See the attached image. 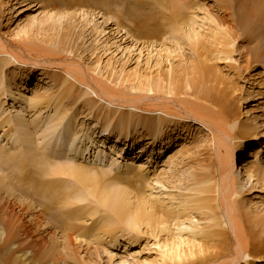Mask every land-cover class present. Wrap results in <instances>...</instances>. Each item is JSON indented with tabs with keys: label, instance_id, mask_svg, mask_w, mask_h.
I'll use <instances>...</instances> for the list:
<instances>
[{
	"label": "bare ground",
	"instance_id": "obj_1",
	"mask_svg": "<svg viewBox=\"0 0 264 264\" xmlns=\"http://www.w3.org/2000/svg\"><path fill=\"white\" fill-rule=\"evenodd\" d=\"M10 1L11 0H0V26L5 24L6 28L11 23V21H9V18L12 11H10V9L8 8L9 4H11ZM26 1L27 0H24V2ZM42 1L48 3L47 5H49L50 3L52 4L56 1L64 3L66 5V10L59 11L55 10L57 9V7H53V10L43 12V16L38 19V21H36V25L34 27L35 30H39V28L43 27L48 21L53 22L54 29L59 28L61 20L71 17L75 18V16H71L72 14L79 13L81 14L82 18H86L88 14H86L87 12H85L84 7L88 8V5H97L104 7L108 4V0H88L90 4L86 2V0H82L80 2H74L73 0ZM144 1H149L150 3H152V7H158L163 11H168L165 4L169 8L174 9L175 13H171L172 15L174 14L172 16L173 19H171V22L168 23V32L165 33H168L170 36L171 34L172 36H174L175 34H180V36L173 37L172 42L174 43L175 48L173 47V49H171L170 47H168V45H165L164 42L161 43V39L157 42H160V45L163 44L160 47L165 48L159 49V47L157 50H153L155 44L158 45V43H154L153 40H145V44H147V41L148 43L150 42L149 45H147L148 49L145 47L146 45L144 46L145 48L143 46L141 48H138L137 45L134 44L132 46H121L117 44L118 41H116L117 43L113 41L114 38H112L113 40L110 41L111 39L103 37L105 40L101 41V39L99 38L105 34L103 28H99V24L96 25L93 21V15L95 13L90 14V19L88 20V22L85 21V27L89 26V28H91L90 30L92 35L95 37L89 45L92 50L90 56L93 55L95 57L94 64L96 69H98L99 65H101V63L103 62V56H101L100 53L106 55V53H110L107 51L111 50L112 47H116V50L121 53L123 52V54H126L127 56H130L135 52L134 55L135 57L137 56L138 60L143 55V51L147 50V52H145L147 70L144 69V71L146 70L147 72H137L134 67V70L131 69L126 71L125 68L116 70V66L114 67L113 65L116 62L112 63L114 55L108 58L106 60V63H103L104 65H102L105 73L107 72L106 75L114 80V86H118L117 84H119V87H123L122 85L126 83V85H128L130 89L129 91H127L129 92L128 95L131 94L130 92L132 91L138 94L143 93V95L132 96L135 99L124 98L121 100L120 97L119 99L116 95L110 92V90L114 91L111 89L113 87L109 88V86V89H104V87L97 84L98 80H95L91 76L89 77L82 73L86 70L82 71L83 68L79 67L80 65L76 66L75 64H73L71 66V63L66 65L68 73L64 75L66 77L62 79V77L64 76H58V72H56V69L53 68L57 65V63H59L57 62L58 59L46 55V58H43L40 54L37 53L36 50L37 48H39V46L36 44V42H34L37 39L34 38L35 40H32L30 38L32 37L30 35L32 32L31 28L33 26V21L29 20L28 18L24 20L25 24L21 28H16V31L13 34L12 41H7V39H5L3 35H0V81L1 72L7 66V64L11 61L19 62L22 63V66L17 68L16 71H14V74L17 75V77L21 78L22 81H30L35 79V81L38 80L40 83V85H38L39 83L36 85L34 89L35 92L31 97L25 95L23 96L21 94L18 95L20 97V101L23 102L25 106L33 108L31 110H35L37 106H39L40 110H43L47 108V105L50 101L54 100L53 96H55L56 102L55 106H53L52 108L55 113L51 116L47 115V117L44 118L45 122L42 126V132L47 131L48 136H52L55 132L57 134L60 133L59 131H57V127L61 125L62 121H64L68 112L67 111L65 114V108H59L60 110H58V107H60V103L63 99L61 96L63 94H67L69 89H71L74 85H69L70 87L67 88L65 86L67 85V82L71 84V79H74L77 82L78 78H76V76L78 72L83 78L86 79V83L83 82L80 78L78 79L80 85L84 87L82 88L96 94L97 97L99 96L102 100L105 101V103H107V107L111 108V112H108L106 116L101 117V119L100 117H96L93 120L94 126H96V124H98L97 126H99L98 134L100 133L102 136L106 134V137H104L105 139L102 141H95L94 138L97 137V134L96 136H94V131L91 135L87 133L84 135L88 142L95 145L96 148L100 149L101 146L105 147L104 142L106 143L110 133L113 130L111 125L114 122L115 118H118L120 120H117V140L123 141L125 145V143L132 141L131 139H135V136H138L139 132L136 129L137 131L133 133V130L129 129V127L131 121L133 122V117L136 118L138 116L136 113L141 112V108H143V106L145 108L144 113L153 114L159 112L157 119H154L153 116L149 118L147 115L140 117V119L142 118L144 122H148L146 125H143V128L147 130L145 138H150L153 140L158 138L159 130L164 126V123H168V121H166L167 118L173 120L174 118L179 120L190 119L193 122H197V124H200V126L205 129V141L203 142H205L206 146L210 144L212 157H214L215 161L213 164L214 170L212 171L211 175L205 177L198 176L192 179V182L190 183V187L192 186V188L190 189L192 191H195L197 196H194L193 198H191V200H180L179 202L177 201L178 205H176L177 207H174L175 209L172 208V204L170 207H166L167 209L164 208L165 211H159V209L162 207L160 203L162 204L164 202H157L155 200V202L158 203V206H156V203H154L150 195H148L147 197L145 196V194H143L139 197L133 195V193L129 191L132 187H134L132 186L133 181H131L130 179H137V181L135 180L133 183L135 186L139 185L138 179L141 178L140 168L135 169L134 166L129 167L127 165L122 166L124 169L123 175L126 177H120L121 175H110V171L112 170V168H107V170L109 171L108 172L100 169L99 167H97V165H94L93 167L86 166L83 165L82 162L77 161L74 157H72L73 159H71L73 162L69 159L72 163H58L53 160V156L47 154V146L43 147L40 151L38 150L37 144H35V142L31 139L27 129L25 128L24 120L18 115L15 116V121L11 118H8V120H6L4 123L5 126L9 128V132L13 133V136H17V151H19L20 153L19 155L16 154L17 156H13L12 158L13 161H16L18 163L17 167H15L16 172H24L26 171V168L30 166V169L34 171L30 173L37 174V176H39L40 178H61L59 184L61 183V187L62 185H64L62 189L66 190L68 186L67 184H69L68 187L70 189H67V192H63L64 190H62L60 187L62 191L59 189L60 192H58L56 190V188H58L57 186H55V189H52L51 187L47 186V182H45L43 179V181L36 182L31 178V180H27L26 183L19 182L14 178L13 180H15V185H13L12 183V186H24L27 188V191H31V193L33 195H36L37 198H42V200L46 199L48 201H55L59 203V206L63 209L71 206V204L84 203L85 201L91 199L90 201L92 202L93 206L86 209V214L83 215L88 221H94V219L99 215L98 219H96V222L94 221L95 225L93 226H96L97 232L102 235H107V233H111L112 231L119 232L121 230L120 228L124 226L128 230H124V232L127 233L126 237L129 235L131 239L133 238L132 236L135 235L134 237L136 238L141 232L140 228L145 226L144 228L149 230L152 235H154L155 232L156 234L159 233L160 235L164 234L162 236V241L164 243H169L170 239H176L177 236H179L184 239L185 243L181 248V256L183 259L182 261L177 260V264H234L239 263L242 260L246 261L248 258H251L253 260H264V245H253L251 244V242L243 239V234L241 233V230L239 229V226L236 222V217L238 215L236 199L238 197H242L243 194L249 195L250 193L257 190V186H259L260 184L263 185L264 183V166H261L259 161L261 157L259 155L260 150L255 147L256 143L262 140L261 138L264 136V131L261 129L263 125L256 122V120L251 115V113L254 114V109L252 107L248 108L246 118L242 121V119H240L241 113H239V106L233 107L231 105H227V100L222 99L220 96H212L213 98L211 97V100H209L210 108L207 109L196 103L197 98H194V100H190V102H186L177 101L174 99V97H172L173 99H169L167 101L168 105H164L161 103L152 104L153 100H151H161L160 96H155L157 95V93H163V95L167 97H171L174 94L176 95L177 91L180 90L179 87L181 88L180 91L197 93V91L194 90V77L201 76L203 69L206 68V62H209L210 60L209 56L216 54L218 56H223L224 59L231 60V57H229L230 52L226 49L233 44V41L230 40L232 36V28L222 21L220 23L217 19H215L212 13L199 7V14L201 13V16L194 15V18L185 16L184 11H187V9H192L193 7H188L185 3H183L184 1L182 3H179L178 0ZM19 4L20 3H18V5ZM188 12L189 14L191 13L190 11ZM53 13H55V15H53ZM18 15L22 14L18 12ZM105 15L107 17H105ZM105 15L104 17L102 15V26H105L110 20L113 19L106 13ZM247 17L248 18L246 19V21L250 23H255L257 21L263 22L264 0H254L253 10L251 12H247ZM27 25L29 26L26 27ZM119 28L120 27H118L117 29L120 30L121 28ZM141 28L146 30L144 35L147 37H153L155 35V32H158L159 30V27H154L147 24H143ZM118 30L117 34L119 33ZM124 30L125 34L129 33L128 30ZM162 32H164L163 29ZM129 40H132V38H130ZM21 41H24L23 47L19 46ZM119 41L121 42V40ZM39 42L43 43V41L40 40ZM136 42L137 41H135V43ZM142 43H144V41ZM170 45L172 46L173 44ZM183 45H186L187 48H189V50L191 51V55L194 56L197 61L191 58V56H189V58H185L183 54L180 53L183 51ZM46 51L53 54V51H51L49 48L46 49ZM152 51L155 52V55H151L152 53L150 52ZM255 56V62H258L261 65V73L259 74V76H261L262 79L261 81H258V77L256 78V80L253 79L252 87L254 89L258 87V89L260 90H258L257 92H260L261 96H264V53H257ZM118 58L120 59V57ZM152 58H157V60L163 58L164 60H166V62H169L166 70L163 72L160 68L159 62L156 61V65L154 66V68L157 67V71L155 72L153 70L155 73L152 74L153 72L150 71L153 67H149L150 62H152L153 60ZM172 59H177L178 63L176 65L173 62L171 63ZM120 60H122V58ZM138 60H136L137 66L142 64L141 63L138 65ZM27 63L29 67H33L34 70L38 71L36 72L28 69L26 67ZM123 63L128 62L125 61ZM141 72H143V70ZM66 78L70 80L68 81ZM224 78L225 77H223L222 74L218 73V84L224 85L226 88L230 89L231 94L233 95L236 90L229 86L231 84L228 85L230 81L229 78L227 80V84ZM10 79H13V77H11ZM76 82H72V84H76ZM44 83H47L49 87H41V85ZM11 84H13V82H11L9 85L11 86ZM12 87H15V85H13ZM49 88L53 90V95L51 97L46 94V92L49 91ZM57 91L61 92L60 96L56 95ZM148 93L154 94V96L152 95L150 97ZM2 94L6 95L5 97H11L13 102H18L16 97L13 96L14 92L9 86L3 89V85L0 84V96ZM182 94L178 93L177 95L185 96V93ZM257 95L259 96L258 93L255 96V92L249 93L247 95V103H251L252 101H254ZM261 100H263V103L261 104H264V97H261ZM182 102H186L188 105L191 104L192 106L194 104L195 107H187ZM51 105L52 104H50V106ZM124 105H126L127 109H129L131 112H135V114L131 112L121 113L119 109L124 107ZM138 106H141V108H139ZM149 109H153V111L151 112ZM261 109H263L264 111L263 106ZM61 110H63L62 112L64 113L60 112ZM16 112L18 113V111ZM119 116H121V118ZM72 122L74 123L73 119ZM69 123L70 122L64 125V129L61 128V133L58 137V141L60 138H62L63 142L66 145L67 143H70L71 145L69 149L64 148L66 157L70 153L75 143H83L82 141H80V139L78 140L77 138V132L81 131L82 128L79 127V129L72 133L71 128L69 127ZM68 127L70 128V131ZM188 129L189 127L185 128V126H181V135H179V137L183 139L185 136V140L188 139L192 144L194 143L193 139L195 138L196 134H190ZM197 130L199 131V133L203 132L199 128ZM141 134L139 136H141ZM65 140H67V142ZM177 143L175 148L172 151L168 152V157H163L167 158L168 161L165 162L166 165L162 166L164 168L160 170V172L158 173V177H154L155 179H158L159 177L161 178V176H166L167 174L172 178V172H174V170H176V168H178L179 165H181L185 160L189 159L192 148H195L194 146H187V143L183 141L181 143ZM201 144L204 145V143ZM110 150L112 151V148H110ZM85 151L86 149H84L82 152L80 149H76L75 153L77 152V156L79 157V159H82L86 158L84 154ZM80 154H84V156L80 157ZM88 155L90 156L89 158L91 159V161H94L95 164H98L99 166L103 165L104 161L102 159L107 156L104 151L102 152V150L99 149L96 152L94 150L92 154H90L89 152ZM241 155H248V157L245 156V158L241 161L240 158L243 157ZM2 157L3 154L0 150V158ZM239 161L241 162L240 165H238ZM113 163H111L109 166L112 167ZM174 174L176 173L174 172ZM1 175H3V173H1L0 171V186H8L10 184L8 183L9 181H6L7 179L5 178V175L4 177H2ZM174 178L175 177H173L172 179L174 180ZM166 182L168 183V181ZM70 183L72 184L71 187ZM14 187L8 186V191L10 188ZM49 189L50 191H48ZM44 192L47 194H44ZM254 207L256 208L254 209L253 214H251L250 216L253 217L252 222L259 225L256 227L259 229V237H261L264 236V203L260 202V204H255ZM176 209L178 212L174 211ZM172 213L173 215H171ZM194 213H199V215L195 216ZM200 222H203L204 224H200ZM73 225H75V223ZM216 226L220 228L219 232L215 231ZM171 227H173L172 230ZM74 228L75 227H73V230ZM174 228H177L176 230L180 229L181 231H179L177 235H173L176 234V230L174 231ZM183 229H190V231H183ZM182 232H188V234L186 236H183ZM4 233V230L0 228V240L2 238V234ZM223 234L229 239L227 248L217 246V243L218 241H221L219 239L223 237ZM217 248L224 249L221 250V252H217ZM145 249H147V251L149 250L148 247H146ZM154 252L155 256L153 258H149L147 256L145 260H141L142 262L138 261L139 259H132L133 262L123 260L117 264H145V262H147V264H164L159 250H156ZM24 257L25 255H22L21 257H19V259ZM112 257L110 256V259H112ZM29 262V264H35V262L31 260ZM168 264H171V261H169ZM245 264L249 263L245 262Z\"/></svg>",
	"mask_w": 264,
	"mask_h": 264
},
{
	"label": "rangeland",
	"instance_id": "obj_2",
	"mask_svg": "<svg viewBox=\"0 0 264 264\" xmlns=\"http://www.w3.org/2000/svg\"><path fill=\"white\" fill-rule=\"evenodd\" d=\"M73 1L80 2L82 0ZM178 1L179 3H182L184 1L183 3H185L188 7L191 6L195 9L194 10L192 8L184 11L185 16H190L193 18L194 15L201 16V13L199 14V8H202L212 13L215 19H217L220 23L222 21L232 28V36L230 40L233 41V44L226 49L230 52L229 57H231V60L224 59L223 56H218L216 54L209 56L210 60L209 62H206V68L203 69L201 76L194 77V90L197 91V93L180 91L181 88L179 87L180 90L177 91V94L185 93V96H182L183 94L181 96L174 94L171 97H167L163 95V93H157V95L155 96H160L161 100L151 99L153 100L152 104L161 103L164 105H168L167 101L169 99H173L172 97H174V99L177 101L186 102H190V100H194V98H197L196 103L207 109L210 108L209 100H211V97L220 96L222 99L227 100V105H231L233 107L239 106V113H241L240 119H242V121L246 118L247 109L252 107L254 109V114L251 113V115L256 120V122L263 125L261 129L264 131V111L263 109H261L262 106L264 108V104H261L263 103L261 97L264 96H261L260 92H257L258 90H260L258 89V87H256V89L252 87L253 79L256 80L257 77L258 81H261L262 79L261 76H259V74L261 73V65L260 63L255 62L254 58L256 57L255 55L257 53H264V21H257L258 23H250L246 21V19L248 18L247 12H251L253 10L254 0ZM10 2L11 4H9L8 8L10 9V11H12L9 18V21H11V23L7 28L5 24L0 26V35H3L4 38L7 39V41H12L13 34L15 33L16 28H21L25 24V19L28 18L29 20H32L33 26L31 28L32 32L30 35L32 37L30 38L32 40L37 39L36 41H34L39 46L36 51L43 58H46V56H51L55 59H58L57 62L59 63H57V65L53 67L54 69H56L55 71L58 72V76H64L68 73L66 67L67 64L71 63V66L73 64H75L76 66L80 65L79 67L83 68L82 71L86 70V73H82L89 77L91 76L95 80H98L97 84L104 87V89L106 90L113 87L111 89L114 91L110 90V92L116 95L118 98L120 97L121 100L124 98L131 99L134 98L132 96H140L143 95V93L138 94L132 91L130 92L131 94L128 95L129 92L127 91H129L130 89L129 86L126 85V83H124V85L121 84L123 87H119V84H117L118 86H114V80L112 78H109V76L106 75L107 72L105 73V70H103V63H106V60L114 55L112 63L116 62L115 64H113L114 67L116 66V70H120V68H125L126 71L135 69L137 72L139 71L140 73H144L147 72L145 61V52H147V50L143 51V55L140 57L141 60H138L137 56L135 57L134 55L135 52L134 54L130 55V58V56H127L126 54H123V52L121 53L116 50V47H112L111 50L107 51L110 53H106V55L100 53L101 56H103V62L101 63V65H99V70L96 69L94 64L95 57L93 55L90 56L92 50L89 45L95 37L91 33V28H89V26L85 27V21L88 22V20L90 19V14L95 13L93 15L94 23L96 25L99 24V28H103L105 35H102L99 39H101L102 41L105 40L104 38L106 37L111 39L110 41H112V38H114L113 41H118V43H116L121 46H132L134 44L137 45L138 48H141L142 46L144 47L146 45L145 47L148 49L147 45H149L150 42L148 43L147 41V44H145V40H153L154 43H158L159 45L158 46L157 44H155L153 50H157L160 46L163 45H160V42H164L165 45H168V47L173 49V47L175 46L172 42L173 37L180 36V34H175L174 36H172L171 34L170 36L168 33H165L168 32V23H170L171 19H173L172 16L174 14L172 15L171 13H175L174 9L169 8L166 4L165 6L167 7L168 11H163L158 7H152V3H150L149 1L148 3L144 0H108V4L104 7L97 5H88V8L84 7L85 12H87L86 14H88L86 18H82L81 14L79 13L72 14L71 16H75V18L71 17L61 20L59 28L54 29L53 22L48 21L43 27L39 28V30H35L34 27L36 25V21H38V19L43 16V12L51 11L53 10V7H57V9L55 10L65 11L66 5L58 1L52 4L50 3L51 5H47L48 3H45L42 0H27L26 2H24V0H21V2L20 0H11ZM86 2H88V0H86ZM18 3L20 4L18 5ZM188 11H190L191 13L189 14ZM18 12H20L22 15H18ZM105 13L113 19L110 20L105 26H102V15L104 17ZM105 17L107 16L105 15ZM143 24L152 25L154 27L157 26L159 27V30L158 32H155V35L153 37H147L144 35L146 30L141 28ZM28 26L29 25H27L26 27ZM117 26L121 29L124 28L128 30L130 34H125L124 29L121 30L119 28L120 30H118ZM162 29L164 30V32H162ZM117 30L119 31L118 34ZM130 38H132V40H129ZM140 39H144V43H142L143 41H141ZM160 39L161 41L157 42ZM39 40L43 41V43H40ZM119 40H121V42ZM134 40L137 41V44ZM23 42H20V47H23ZM170 44L173 45L171 46ZM182 47L183 51L180 53H182L185 58H189V56H191V58L196 60V58L191 55V51L189 50V48H187L186 45H183ZM48 48L53 51V54L46 51V49ZM162 48L164 49L165 47H160L159 49ZM153 52L154 51L150 52L152 53L151 55H155V52ZM122 55H125V58ZM118 57H120V59L122 58L123 61ZM135 59L138 60V65L141 63L143 65L141 64L137 66V61ZM152 59L153 60L149 65V67H153L150 71L153 72L152 74L157 71V67L154 68V66L156 65V61L159 62L160 68L163 72L166 70L169 62H166V60H164L163 58L159 60H157V58ZM125 61H127L128 63H123ZM172 62L176 65L178 63V60L172 59L171 63ZM21 66L22 63L19 62L11 61L10 63H8L1 72L0 81V84L3 85V89L9 86L14 92L13 96H15L18 100V102H13L12 98L9 96L5 97L6 95L3 94L0 96V150L2 151L3 157L5 155L4 158L2 157L3 159L0 158V171L1 173H3V175L1 176L4 177L5 175V178L7 179L6 181H9L8 183L10 184H7L8 186L14 187L12 186V183L13 185H15V180H13L15 178L17 181L22 183H26L27 180L30 181L31 179L36 182L44 180L45 182H47V186L51 187L52 189H55V186H57L58 188H56V190L58 192H60V190L64 187V185H62L61 187V183L59 184L61 178H40L39 176H37V174L30 173L34 172L30 169V166L26 168V171L24 172H16L15 167H17L18 163L16 161H13L12 158L13 156H17L20 153L19 151H17V136H13V133H10L9 128L4 124L5 121L8 120V118L14 120L16 115L24 120L25 128L27 129L31 139L35 142V144H37L38 150L40 151L43 147L47 146V154L53 156V160L58 163H70L72 161L71 159H73L72 157H74L77 161L82 162V164L86 166L93 167L94 165H97V167L105 171H108L107 168H112V170L110 171V175H121L120 177H126L123 175L124 169L122 166L127 165L129 167L134 166L135 169L140 168L141 178L138 179L139 185L135 186L133 183L135 180L137 181V179H130L131 181H133L132 186L134 187H132L129 191L132 192L133 195L139 197L143 194H145V196L147 197L148 195H150L154 203H156L155 200L157 202H164L162 204L160 203L162 207L159 209V211H165L164 208L168 206L170 207L172 204V208L175 209L174 207H177L176 205H178V202L180 200H191V198H193L194 196L196 197L197 194L195 193V191H192L190 189L192 188V186L190 187L192 179L198 176L205 177L212 174V171L214 170L213 164L215 161L214 157H212L210 144L206 146L205 142H203L205 141V129L202 128L200 124H197V122H193L190 119L179 120L174 118L173 120L167 118L166 121H168L169 124H163L164 126L159 130L158 138L154 140L145 138L147 130L143 128V125H146L148 122H144V120L142 118L140 119V117L147 115L149 118L153 116L154 119H157L159 112L153 114L144 113L145 108L143 105V108H141V106H138L142 111L136 113L138 115V118L133 117V122L131 121L129 127V129L133 130V133L138 130L139 135L142 133L141 136H135V139H131L132 141L127 142L124 145L123 141H119L116 138L117 122L120 120L118 118H115L114 122L111 125L113 130L110 133L106 143L104 142L105 147L101 146V149L96 148L95 145L88 142L84 135L86 133L91 135L93 131L95 132L94 136H96L97 134V137L94 138L95 141H102L105 139L104 137H106V134L104 136H102L100 133L98 134L99 126H97L98 124L94 126L93 120L96 117H100L101 119V117L106 116L108 112H111V108H108L107 103H105V101L102 100L99 96L97 97L96 94L83 89L84 87L80 85L78 79L80 78L85 83L86 79L83 78L78 72L76 76V78H78L77 82L74 79V81L72 79H69L71 81V84L67 82V85L65 86L66 88L70 87L69 85L74 86L69 89L67 94H63L61 96L63 99L60 103V107H58V110H60L59 108H65V114L67 111L69 113L67 112L66 118L61 122V125L57 127V131L61 133V128L64 129V125L68 122H70L69 127L71 128L72 133L79 129V127L82 128L81 131L77 132V138L78 140L80 139V141H82L83 143H75L70 153L66 157L64 148L69 149V147L71 146L70 143H67L66 145L63 142L62 138H60L58 141L60 133L57 134L55 132L53 133L54 135L48 136L47 131L42 132V126L45 122L44 118H46L47 115L51 116L55 113L52 108L53 106H55L56 98L55 96H53L54 100L52 99L53 101H50L47 105V108L43 110H40L39 106H37L35 110H31L33 108L25 106V104L20 101V97L18 95L21 94L23 96L25 95L31 97L35 92L34 89L39 81H35V79L30 81H22L21 78L17 77V75L14 74V71H16V69ZM26 67L30 70L36 72L38 71L34 70L33 67H29L28 63L26 64ZM144 69L146 70L144 71ZM142 70L143 72H141ZM218 73L222 74L223 77H225L224 79L226 80V84L228 83L227 80L229 78L231 82L229 81L228 85L231 84L229 86L236 90L233 95L231 94L230 89L226 88L224 85L218 84ZM11 77H13V79H10ZM65 77L66 76L62 77V79H64ZM66 79L68 80V78ZM11 82H13V84H11L10 86L9 84ZM72 82H76V84H72ZM13 85H15V87H12ZM38 85H40V83ZM43 86L49 87L47 83L41 85V87ZM85 92L88 94H86ZM251 92H255V96L258 93L259 96L257 95L254 101H252L251 103H247V95ZM46 94L51 97L53 95V90L49 88V91L46 92ZM60 94L61 92L57 91L56 95L60 96ZM148 95H150V97L152 95L154 96V94L149 93ZM186 102L182 103L187 107H195L194 104L192 106L191 104L188 105ZM50 104L52 105L50 106ZM119 110L121 111V113L131 112L129 109H127L126 105H124V107L120 108ZM149 110L151 112L153 111V109ZM16 111H18V113ZM62 111L63 110H61L60 112ZM131 113L135 114V112ZM119 117L121 118V116ZM72 119L74 120V123L72 122ZM181 126H185V128L189 127V133L196 134L195 138L193 139L194 143L191 144V141H189L188 139L185 140V136L184 138L182 137L184 140L179 137V135H181ZM198 128L203 132L199 133V131L197 130ZM261 139V141H258V143H256L255 147L260 150L259 155L261 157L259 161L261 166H264V136ZM65 141L67 142V140ZM182 141L186 142L187 146L190 145V147L194 146L195 148H192L193 152L191 151L189 159L185 160L181 165H179L178 168H176V170H174L176 174H174V172H172L174 176L171 174L172 178L175 177L177 179L178 184L176 182V179L174 178L173 180L171 177H169L168 174L166 176H161V178L159 177L158 179H155L156 176L158 177V173L160 172V170L164 168L162 166L166 165L165 162L168 161L167 158L163 157H168V152L172 151L175 148V146L178 144L177 142L181 143ZM201 143H204V145H202ZM110 148H112V151L110 150ZM76 149H80L81 152L86 149V151L84 152L86 158L79 159V157L77 156L78 153H75ZM98 149L102 150V152L104 151V153L108 156L102 159L104 162L101 166L95 164L94 161H91V159L89 158L90 156L88 155L89 152L90 154H92L94 150L96 152ZM84 154H80V157H83ZM248 155H241L243 156L242 158H240L241 161L245 158V156L248 157ZM239 162L238 165L241 164V162ZM111 163H113L112 167L109 166ZM35 176L40 180H38ZM166 181H168V183ZM67 185L69 186V184ZM8 186H0V228L5 232L4 234H2V238L0 240V264H29L30 260L34 261L35 264H117L123 260L133 262L132 259H139L138 261L142 262L141 260H145L147 256L149 258H153L155 256V252L151 248L152 244L155 243V241L152 239L153 235L151 234V232L144 228L145 226L140 228L141 232L136 238L134 237L135 235L132 236L134 239H131L133 240L130 239L129 235L127 236L128 238L126 237L127 233L124 232V230H127V228L124 226L120 228L121 230L119 232L112 231L111 233H107V235L99 234L97 232L96 226H93L95 225L94 221L96 222V219H98L99 215L94 219V221H88L83 215L86 214V209L93 206L92 202L90 201L91 199L85 201L84 203L71 204V206L63 209L59 206V203L55 201H48L46 199L42 200V198H37L36 195H33L31 193V191H27V188L24 186H15L14 188H10L9 191L7 188ZM68 186L66 190L70 189ZM71 186L72 184L70 185V187ZM66 190H64L63 192H65ZM48 191H50V189ZM44 194L47 193L44 192ZM174 197L176 200L174 199ZM236 202V206L238 209L236 222L239 226V229L241 230V233L243 234V239L251 242V244L253 245L263 246L264 236L259 237V229L256 227L259 225L252 222L253 217H251L250 215L253 214V211L256 208L254 207L255 204H260V202L264 203V183L263 185L260 184L259 186H257V190L250 193L249 195L243 194L242 197H238L236 199ZM156 206H158V203H156ZM177 209L174 211H177ZM171 215H173V213ZM194 215L197 216L199 215V213H194ZM74 223L75 225H73ZM200 224L204 223L200 222ZM73 227H75V231L73 230ZM172 229L173 227H171V230ZM176 229L177 228H174V231ZM215 231L219 232L220 228L216 226ZM175 233L176 234L173 235H177L178 231L176 230ZM182 233L183 236H186L188 234V232ZM163 235L164 234H161V237ZM223 237L219 239L221 241H218L216 239L218 241V243L216 242L217 246L227 248L229 239L224 234ZM146 247L149 248V252L147 251V249H145ZM224 248H217L216 251L221 252V250H223ZM22 255H25V257L19 259V257H21ZM110 256H113L112 259H110ZM245 262L249 264H264V260L262 259L253 260L251 258H248L246 261L242 260L239 263L234 264H245Z\"/></svg>",
	"mask_w": 264,
	"mask_h": 264
},
{
	"label": "snow or ice",
	"instance_id": "obj_3",
	"mask_svg": "<svg viewBox=\"0 0 264 264\" xmlns=\"http://www.w3.org/2000/svg\"><path fill=\"white\" fill-rule=\"evenodd\" d=\"M55 15V13H53ZM181 231L180 229L177 230ZM183 231H190V229H183ZM152 239L155 243L152 244L151 248L153 251L159 250L161 257L164 261V264H168L171 261V264H177V260L182 261L181 248L184 246V239L177 236L176 239H170L169 243H164L162 237L159 233L154 234ZM147 264V262H145Z\"/></svg>",
	"mask_w": 264,
	"mask_h": 264
}]
</instances>
